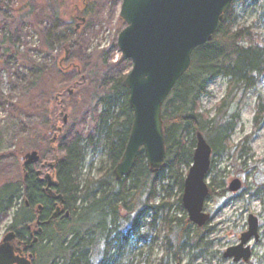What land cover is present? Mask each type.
<instances>
[{
  "label": "rangeland",
  "instance_id": "obj_1",
  "mask_svg": "<svg viewBox=\"0 0 264 264\" xmlns=\"http://www.w3.org/2000/svg\"><path fill=\"white\" fill-rule=\"evenodd\" d=\"M120 4L121 0H96L86 5L83 0H0V37L5 34L11 41L5 47L0 40V190L8 184H21L24 167L20 159L26 153L38 154L40 161L31 167L43 178L52 174L46 164L61 160L65 148L77 139L83 148L76 176L80 185L98 180L108 170L105 142L98 139L95 128L101 83L127 75L131 69V64H123L116 44L125 27L118 18ZM232 11V30L250 29L264 47V0H234ZM69 29L74 30V36L65 33ZM55 33L64 40L68 38L69 47L62 48ZM226 87L227 79L223 77L209 81L199 99L201 112L212 117ZM259 98L264 103V77L245 95L239 123L230 138L235 145L252 135L246 145L251 162L264 159V122L253 135ZM90 138L92 143L87 145ZM228 158L229 153L211 157L206 183L213 192L203 207V212L210 215L206 225L198 228L188 222L186 226L187 213L175 204L181 196L178 190L171 189L167 198L158 189L152 204L163 200L172 205L170 210L158 214L153 226L152 213L143 210L140 216L129 217V223L120 221V250L111 249L105 257L100 250L90 251L88 262L160 264L163 259L162 264H264V168H255L246 180L236 174ZM184 171L186 175L188 170ZM235 179L241 181V189L232 193L228 185ZM246 184L252 191L257 187L261 190L248 195ZM13 211L0 217V241L9 232ZM249 215L259 219V238L243 246L250 250L247 262H234V257H224V253L240 244ZM166 216L172 220L168 227L163 224ZM181 229H185L187 238L176 252L175 239Z\"/></svg>",
  "mask_w": 264,
  "mask_h": 264
},
{
  "label": "trees",
  "instance_id": "obj_2",
  "mask_svg": "<svg viewBox=\"0 0 264 264\" xmlns=\"http://www.w3.org/2000/svg\"><path fill=\"white\" fill-rule=\"evenodd\" d=\"M233 3L211 42L193 51L189 68L162 106L165 156L158 173L149 172L144 153L140 151L129 175L121 181L114 178L113 170L121 160L133 120L128 90L122 87L126 76L123 75L101 83L103 91L97 101L100 111L95 133L98 139L105 142L109 163L103 177L86 181L83 185L77 181L76 176L83 161L81 140L77 139L65 148L64 157L55 164L56 192L62 196L63 205L62 214L51 219L49 224L41 223L50 219L56 201L45 195L44 186L39 183L31 167L24 169L21 184H8L0 190V217L14 209L8 231L15 234V248L25 244L23 248L34 257L33 264H90L86 259L90 251L100 250L103 257L111 249L119 251L120 221L129 223L127 219L135 214L140 216L142 210L152 213L153 223L150 226H153L156 216L172 207L163 200L152 204L157 190L167 198L173 188L182 195L184 170H188L192 164L197 133L206 139L211 156L222 157L224 153H229V165L246 180L255 168H264V159L250 160V149L246 145L252 135L235 145L230 141L239 123V110L245 95L264 77V47L250 29L232 30ZM67 31L70 37L75 35L74 30L69 29L65 33ZM55 34L62 48L69 47L66 45L68 38L64 40L62 35ZM0 38L2 46H10L9 37L4 34ZM242 42L246 45L243 46ZM123 64L129 67L131 63L124 60ZM219 76L227 79L226 93L210 117L208 113L201 112L199 99L205 94L207 83ZM263 122L264 103L259 98L255 105L253 135ZM91 143L90 138L87 145ZM247 159L250 164H247ZM208 188L212 195V186ZM246 188L248 195L251 192L256 195L261 190V187H257L252 191L248 184ZM175 204L182 208L181 196ZM66 213L69 214L67 218L64 217ZM120 214L123 216L120 217ZM188 222L186 220V226ZM170 223L172 220L167 216L163 218L165 227ZM37 228H41L39 236L35 234ZM175 229H179L178 226ZM186 238L185 229L178 230L176 252L180 250V242ZM166 247L167 250L171 247L169 241ZM174 260L179 262L176 257Z\"/></svg>",
  "mask_w": 264,
  "mask_h": 264
},
{
  "label": "water",
  "instance_id": "obj_3",
  "mask_svg": "<svg viewBox=\"0 0 264 264\" xmlns=\"http://www.w3.org/2000/svg\"><path fill=\"white\" fill-rule=\"evenodd\" d=\"M96 0H83L84 5ZM234 0H121L118 18L125 27L117 38V48L121 58L131 63L122 87L128 90V104L133 120L125 150L113 175L116 181L127 177L131 172L137 155L143 151L145 164L151 174L158 173L165 156L162 106L177 81L190 66L191 55L197 48L211 42L218 33L223 16ZM66 117L63 118L65 123ZM58 132L60 130L58 129ZM56 136L50 142L53 143ZM192 164L183 182L181 204L187 213L188 221L198 228L210 220L203 212L204 202L209 195L206 177L211 158V148L201 133L195 136ZM20 161L29 168L40 161L36 152L26 153ZM57 159L46 164L52 171L43 178L35 175L39 183H46L43 192L56 201L51 219L62 213L63 198L53 191L57 189L54 170ZM241 189V181L235 179L228 190L236 193ZM41 207H39V210ZM68 213L64 214L67 218ZM247 231L240 236V244L230 248L224 257H234V262H247L249 248L243 246L252 238H259V219L248 216ZM36 227V226H35ZM34 227V228H35ZM36 236L41 234L37 229ZM14 232H8L0 242V264H31L32 255L22 258L13 245ZM36 239H34V242Z\"/></svg>",
  "mask_w": 264,
  "mask_h": 264
},
{
  "label": "flooded vegetation",
  "instance_id": "obj_4",
  "mask_svg": "<svg viewBox=\"0 0 264 264\" xmlns=\"http://www.w3.org/2000/svg\"><path fill=\"white\" fill-rule=\"evenodd\" d=\"M44 187H43V189L45 188V186H46V183L45 182H43V183H41ZM53 191H56L55 189H53ZM62 214V213H61ZM60 214V215H61ZM36 222H38V219H37V221ZM42 224V223H41ZM38 226V223H36V227ZM37 229H40V228H37ZM37 229H36V231H37ZM24 243H22V244H20V245H17L16 246V250H17V252H15V250H14V254H16V255H19V256H21L22 258H26V257H28L29 255H32V254H30L27 250H26V248H23L24 247ZM33 261H34V257L32 256V261H31V264H33Z\"/></svg>",
  "mask_w": 264,
  "mask_h": 264
}]
</instances>
